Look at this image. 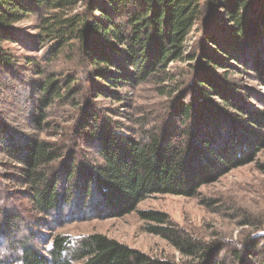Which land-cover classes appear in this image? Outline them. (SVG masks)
<instances>
[{"label": "trees", "instance_id": "1", "mask_svg": "<svg viewBox=\"0 0 264 264\" xmlns=\"http://www.w3.org/2000/svg\"><path fill=\"white\" fill-rule=\"evenodd\" d=\"M29 17L37 19L31 33L18 25ZM210 24L213 31L204 33ZM190 34L204 36L205 43L187 50ZM9 43L43 53L19 59ZM263 47L264 0H0V106L2 91L26 64L34 129L43 130L53 105L72 106L78 113L73 138H81L98 158L87 164L63 140L19 133L0 111L4 164L17 165V182L26 186L39 214L69 203L86 205L95 197L112 216L133 211L152 194L194 197L202 185L245 163L250 150L264 144V110L252 105L250 89L241 91L228 78L240 69V76L264 85ZM59 54L83 75L78 69L49 71L48 61ZM46 58L47 63L38 62ZM171 62L189 64V80H175L166 70ZM152 80L174 83L170 105L157 125L133 135L105 123L83 96L90 88L95 98L123 104L122 88ZM3 179L13 181V173ZM5 211L4 224L10 225L13 215ZM139 215L148 222L147 231L191 259L154 257L91 233L75 239L56 234L45 252L28 239L18 241L23 255L11 250L0 264H264V244L233 249L229 258L218 260L219 245L193 239L173 227L165 213L142 210Z\"/></svg>", "mask_w": 264, "mask_h": 264}, {"label": "rangeland", "instance_id": "2", "mask_svg": "<svg viewBox=\"0 0 264 264\" xmlns=\"http://www.w3.org/2000/svg\"><path fill=\"white\" fill-rule=\"evenodd\" d=\"M37 23L36 17H29L19 22L24 31L33 32ZM210 24L203 29L212 30ZM214 29V28H213ZM213 31V30H212ZM190 34L186 41L187 50L197 49L205 43V37ZM12 53L19 59L30 53L35 55L43 51L28 52L20 45L9 43ZM264 54V47H263ZM253 54L250 51L245 58ZM38 60V59H37ZM38 60L39 63H47ZM20 63H23L22 60ZM189 64L184 62H171L167 71L174 74L175 80H186V68ZM49 71L71 73L78 69L82 76L83 71L74 65L64 54H59L56 60L48 61ZM17 79L2 91L0 111L5 122L22 134L36 133L41 138L57 142H66L74 151L81 152L76 156L79 160L92 164L97 156L82 140L73 138L75 129L74 119L78 113L72 106L55 104L47 110L49 114L43 130H35L29 117L34 114L30 105L31 90L28 86L30 77L29 67L19 66ZM247 71V69H245ZM229 73V80H235L240 87L250 89L253 106L264 110V85L257 78L242 77L237 72ZM67 73V74H68ZM217 73L222 78L223 70ZM172 75V74H171ZM35 77V76H34ZM174 83L166 80L161 83L152 80L139 83L134 88L124 87L125 102L105 99L102 96L95 98L91 89L84 91L85 99L99 111L104 122L112 126H123L121 131L132 134L139 133L144 126L157 125L166 116L167 106L170 105V89ZM243 93V92H242ZM84 99V100H85ZM148 123V124H145ZM61 139V136H64ZM72 137V139H70ZM84 142H87L85 139ZM258 149L252 151L246 162L236 166L215 181L202 185L196 196L185 197L171 194H152L142 199L135 209L128 213L112 216L102 204L91 199L86 205L61 206L49 214H39L34 210L26 194V186L19 184L16 178L17 165L4 164L7 159L0 153V248H8L15 252L18 241L36 244L42 251L50 248L52 237L56 234L68 235L71 238H80L91 233H101L116 239L130 247L139 249L151 256L180 262L190 260L180 250L175 248L167 239L150 233L146 230L148 224L140 218L139 211L154 210L165 213L173 227L181 229L193 239L216 243L219 245L218 260L229 258L233 249L243 251L248 245L256 247L264 244V144L257 145ZM81 163V162H80ZM6 173V174H4ZM13 173V181L4 180L5 175ZM16 174V175H15ZM4 208L13 215V222L5 225L1 210ZM25 231V234L23 233Z\"/></svg>", "mask_w": 264, "mask_h": 264}, {"label": "clouds", "instance_id": "3", "mask_svg": "<svg viewBox=\"0 0 264 264\" xmlns=\"http://www.w3.org/2000/svg\"><path fill=\"white\" fill-rule=\"evenodd\" d=\"M26 230H23V233L25 234ZM16 255H23V249L20 247H17L15 249ZM11 254V250L8 248H0V260H2L4 257Z\"/></svg>", "mask_w": 264, "mask_h": 264}]
</instances>
